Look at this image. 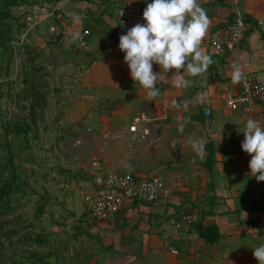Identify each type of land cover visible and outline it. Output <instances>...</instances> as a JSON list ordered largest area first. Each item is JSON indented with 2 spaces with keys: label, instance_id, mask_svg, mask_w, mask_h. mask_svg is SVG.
<instances>
[{
  "label": "crops",
  "instance_id": "0c3cea01",
  "mask_svg": "<svg viewBox=\"0 0 264 264\" xmlns=\"http://www.w3.org/2000/svg\"><path fill=\"white\" fill-rule=\"evenodd\" d=\"M88 1L87 16L82 14V19L70 23L63 11L65 15L59 13L55 25L59 26L57 36H63L64 41L77 32H91L86 53L71 59L75 64L68 66L70 70L73 67L76 78L73 103L81 106L76 110L77 117H89L93 106L96 111L113 108V112L103 116L93 112L92 118H98L104 128H121L117 134L108 130L101 146L105 159L95 157L93 163L96 160L106 169L119 166L122 173L140 177L160 176L171 196L154 204L127 203L115 219L100 223L94 229L102 238L103 250H110L99 259L85 255L81 258L83 263L259 264L253 249L264 245V235L251 234L249 228L264 221V181L258 182L252 176L251 158L240 159L231 153L225 139L243 135L248 119L264 126V102L229 106L241 92L240 84L232 81L234 62L241 66L244 75L257 73L264 78V0H224L226 6L199 0L211 20L201 47L215 63L208 72L195 77L186 74L185 78L191 81L188 87L174 85L171 77L175 69L162 73L163 83L156 85L160 95L155 98H149L148 90L131 78L125 53L119 48L120 36L133 27L132 23L126 19L123 23L116 21L111 11L116 0ZM118 1L125 2L124 7L137 2L142 16L152 2ZM100 8L103 11L98 15ZM232 12L239 17L249 15L259 26L234 51L224 58L215 57L206 40L227 22ZM64 41L66 48H73ZM153 70L159 73L161 68L154 64ZM206 107L212 110L211 116L204 115ZM195 116L200 120H195ZM138 118H142L138 132L132 133L129 128ZM181 124L183 132L178 131ZM198 138H203L206 145L212 143L215 162L211 169L207 166V149L200 157L189 143ZM173 143L177 144L174 150ZM112 153L115 157H110ZM209 210L213 213L205 215ZM183 214L195 215L204 227L217 226L219 240L206 242L199 234V223L188 233L176 231L172 220ZM167 241L177 249L176 254L166 248Z\"/></svg>",
  "mask_w": 264,
  "mask_h": 264
},
{
  "label": "rangeland",
  "instance_id": "374dc122",
  "mask_svg": "<svg viewBox=\"0 0 264 264\" xmlns=\"http://www.w3.org/2000/svg\"><path fill=\"white\" fill-rule=\"evenodd\" d=\"M4 1L0 0V190L13 185L18 191L6 188L0 198V264H85L83 256L99 259L110 250L102 248L94 229L100 223L89 216L84 197L97 173L93 159H105L101 146L112 129L91 114L107 115L113 108L96 111L93 106L89 117H77L81 106L73 103L76 78L68 66L86 48H66L55 24L63 11L70 23L87 16L89 1L30 0L12 8L13 18L1 17ZM124 6L118 0L113 5L117 22L123 23ZM52 26L57 32H51ZM41 206L44 214L37 217ZM41 237L44 245H32Z\"/></svg>",
  "mask_w": 264,
  "mask_h": 264
},
{
  "label": "clouds",
  "instance_id": "9594fccd",
  "mask_svg": "<svg viewBox=\"0 0 264 264\" xmlns=\"http://www.w3.org/2000/svg\"><path fill=\"white\" fill-rule=\"evenodd\" d=\"M74 19L78 21L80 17ZM143 19L146 23H137L120 36L119 48L125 53L124 61L129 66L131 78L148 90L149 98L160 95L156 85L163 83L162 73L166 75L175 69L171 77L174 85L188 87L191 81L185 78L186 74L195 77L208 72L215 63L201 47L211 20L199 0H152L143 11ZM79 38V32L72 37L73 40ZM154 64L160 66L159 73L153 70ZM231 67L233 83H240L244 77L241 66L234 62ZM173 105L179 107L176 101ZM184 108H188L187 101ZM183 127L181 124L178 131L183 132ZM243 134L245 139L241 147L252 157L251 174L258 182L264 181V126L248 119ZM189 143L198 156H204L206 141L203 138L192 139ZM176 146L171 144L173 150ZM253 254L259 264H264V245L253 249Z\"/></svg>",
  "mask_w": 264,
  "mask_h": 264
},
{
  "label": "built area",
  "instance_id": "2783aa9c",
  "mask_svg": "<svg viewBox=\"0 0 264 264\" xmlns=\"http://www.w3.org/2000/svg\"><path fill=\"white\" fill-rule=\"evenodd\" d=\"M123 18L135 26L137 23L144 24L143 16L139 13L136 6H128L122 10ZM55 26L51 27V32H57ZM247 31V24L239 19L234 23L225 22L217 28L213 35L206 40L213 56L222 57L227 52H232L244 40ZM89 31L80 34V38L73 40L67 37L71 46L79 45L87 47V37ZM240 94L229 103L234 106L237 103L252 106L256 102H264V78L257 73L244 75L241 80ZM212 110L206 107L205 116H211ZM142 118L135 119L130 126V132L137 133L138 125ZM148 130H145V135ZM245 139L244 134L240 136H230L225 139L231 153L236 154L240 159L252 158L244 152L241 144ZM81 142L79 141L78 144ZM94 169L97 171L93 184L85 193L84 201L89 216L94 222L102 223L115 219L124 209L127 203L140 202L144 204H154L166 200L171 196V191L164 179L160 176L140 177L132 173H122L119 166L106 169L94 160ZM197 217L193 214H183L178 219L172 220L174 229L181 233H188L197 223ZM251 234L264 235V221L259 222L249 228ZM166 248L176 254L177 249L169 241L165 244Z\"/></svg>",
  "mask_w": 264,
  "mask_h": 264
},
{
  "label": "trees",
  "instance_id": "16d2710c",
  "mask_svg": "<svg viewBox=\"0 0 264 264\" xmlns=\"http://www.w3.org/2000/svg\"><path fill=\"white\" fill-rule=\"evenodd\" d=\"M30 0H5L3 7L1 9V17H9V18H13L12 15V8L14 7H21L24 4H28ZM115 2H113L114 4ZM217 3H219L222 6H226L224 0H210V4L211 5H216ZM242 19L246 24H247V31L245 34V38L246 36L255 28H258V22H256L255 20H253L249 15H243L241 17L237 16L234 12H232L227 20V23H234L237 20ZM100 24H103V20L98 19L97 20ZM2 38L5 37L4 34L1 35ZM91 37V32L90 35L87 37V42L89 43V39ZM244 38V39H245ZM264 38V36H263ZM11 41L10 39H7V42ZM229 52L225 53L222 57L224 58ZM195 120H200L199 116H195L193 117ZM212 143L209 142L206 145V149L208 151V159H207V166L211 169L212 165L215 162V152L212 150ZM6 188L10 189L11 193L17 192L16 190H14V186L10 185L5 187L4 189L0 190V198L4 197L6 192ZM134 203H137V201H135ZM45 211V206H41L37 209V217H40L41 215L44 214ZM212 210H209L208 212H205L204 214H212ZM199 223V225H197ZM196 225L198 226V231L200 236L205 239L206 242L209 243H215L219 240V234H218V228L217 226H209V227H204L202 226V223L199 221L195 224L194 227H196ZM192 230V229H191ZM34 244H38V245H44L45 244V240L41 237V238H37L36 240H33L32 242Z\"/></svg>",
  "mask_w": 264,
  "mask_h": 264
}]
</instances>
